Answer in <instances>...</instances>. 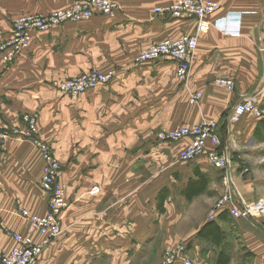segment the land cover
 <instances>
[{
  "label": "crops",
  "instance_id": "crops-1",
  "mask_svg": "<svg viewBox=\"0 0 264 264\" xmlns=\"http://www.w3.org/2000/svg\"><path fill=\"white\" fill-rule=\"evenodd\" d=\"M115 1L121 12L113 17L94 13L88 21L33 32L30 47L23 56L12 64L0 60V129L17 124L24 114L37 113L43 138L56 146L61 182L67 186L68 209L60 221L62 234L45 247L35 264H88L82 263L84 254L95 246L98 248L92 259L105 255L114 259L120 254L107 247L114 242V236H120L116 243L123 242L125 237L126 252L136 251L142 244L144 248L151 228H142L140 219L129 214L127 202L121 207L123 214L115 212V198L117 202L123 200L124 185L135 180L140 183L144 176L130 175L128 164L121 165L118 175L114 174L117 167L108 163L89 169L91 157H109L112 162L113 156H121L128 161L131 150L137 149V155L147 152L145 142L150 137L156 141L157 131L192 127L202 120H213L218 125L221 150L228 151L233 159L229 173L232 184L224 183L222 172L212 168L205 156L193 162L178 160L189 139L148 150L159 158L160 166L163 161L171 162L162 167L166 171L184 172L181 194L185 202L203 204L196 230L192 231L191 215L183 219L175 214L168 219L172 236L161 247L168 246L167 249L178 245V240L187 241L188 255L194 264H219L221 253L228 256L227 264H264L262 217L234 219L223 212L213 221L221 232L219 242L198 236L209 223L210 206L222 194L236 191L246 203H256L264 197V158L256 149L264 142L255 138V129L264 121V115L261 118L246 115L237 124L229 121L234 106L249 95L258 97L264 113V54L258 50L264 43V0L220 1L208 20L215 23L232 17L225 24L231 29L230 34L213 27L197 36V48L185 81L176 78L175 64L170 60L139 66L133 61L152 44L194 35L196 20L153 15L154 8L177 0ZM70 4L71 0H0V46L10 38L12 20L67 8ZM93 70L112 71L114 78L78 97L62 96L51 87L55 80ZM217 79L233 82V89L215 85ZM196 93L201 97L190 103ZM212 149L208 144L206 151ZM176 160L189 169L174 166ZM41 170L40 154L28 142L9 140L0 148L2 255L15 246L5 232L28 235L34 243L42 240L16 213L18 205L38 216L47 212V195L39 191ZM199 177L207 181L205 190L186 200L183 193L189 181ZM106 183L110 184L111 192ZM157 185L163 188L165 179L160 178ZM92 187H99L100 192L91 195ZM180 222L190 229L173 232ZM210 232L206 230L205 234L208 236ZM101 252L106 254L100 255Z\"/></svg>",
  "mask_w": 264,
  "mask_h": 264
},
{
  "label": "built area",
  "instance_id": "built-area-1",
  "mask_svg": "<svg viewBox=\"0 0 264 264\" xmlns=\"http://www.w3.org/2000/svg\"><path fill=\"white\" fill-rule=\"evenodd\" d=\"M220 1L213 0H177L165 6L154 8L153 15L156 17L181 19L183 17L193 18L197 22V29L194 35H184L178 39H166L152 44L143 49L135 58L134 65L139 66L161 59L170 60L175 64V76L179 81H185L190 72V60L197 48L200 34L207 33L211 28H217L221 32L228 33L231 29L226 27L228 19H221L212 23L208 18L215 13L220 6ZM121 12V6L115 0H71L70 6L58 9L45 14H31L19 17L12 22V32L9 41L1 48V60L5 64L14 62L17 58L26 53L30 47L31 35L33 32H44L62 25L64 23H78L90 20L94 13L103 16L113 17ZM232 19V17H230ZM239 21L237 20V23ZM238 30V28H237ZM239 33H234L237 36ZM260 53L264 54V43L258 47ZM114 78V72L82 73L77 77L68 80L55 81L53 88L62 96L78 97L99 86L106 85ZM214 84L233 89L234 84L229 80L217 79ZM201 97L200 93L191 96L189 102L194 103ZM259 99L255 95L244 97L238 102L230 114V124H237L246 115L261 118ZM25 129L18 131L22 140H28L37 147L41 153L43 162L40 187L47 195V212L43 216L30 213L20 207L18 215L26 221L32 231L41 238L40 243H34L28 235L8 232V236L14 241L15 246L8 254L0 255V264H35L45 247L55 242L62 230L60 221L68 209L65 199L66 186L60 181L62 171L61 165L50 147L44 143L38 134L36 117L24 116ZM217 123L213 120H202L192 127L182 126L173 129L160 130L156 133L155 139L159 143L174 144L189 139L187 146L179 153L180 162H193L205 156L212 168L223 174L225 184H232L229 176L231 155L226 150H221V139L217 131ZM9 135L0 134V143H3ZM213 149L206 151L207 145ZM100 192L99 187H92L91 195ZM227 212L234 219H264V197L256 203H246L235 191V194L226 192L215 202L209 211L207 219L213 222L220 213ZM159 264H194L188 255V242L165 249Z\"/></svg>",
  "mask_w": 264,
  "mask_h": 264
},
{
  "label": "rangeland",
  "instance_id": "rangeland-1",
  "mask_svg": "<svg viewBox=\"0 0 264 264\" xmlns=\"http://www.w3.org/2000/svg\"><path fill=\"white\" fill-rule=\"evenodd\" d=\"M48 13H50V12H48ZM40 14H45V13H40ZM18 18H16V19H18ZM16 19L12 20V22L15 21ZM82 22H84V21H82ZM67 23H70V22H67ZM78 23H81V22H78ZM64 24H66V23H64ZM59 26H61V25H59ZM10 32H12V23H11ZM10 37H11V33H10ZM31 37H32V35H31ZM30 44H31V42H30ZM2 46H0V48ZM17 59H19V58H17ZM0 60H1V51H0ZM1 62H2V60H1ZM12 63H14V62H11L9 64H12ZM88 72H90V71H88ZM95 72H99V71H95ZM83 73H86V72H83ZM101 73H104V72H101ZM70 79H72V78H70ZM64 80H68V79H64ZM55 81H62V80H55ZM55 81H53L51 83L52 88H53V83ZM25 115L36 117L37 130H38V134H39L40 139L50 147L51 151L54 153V156L59 161L58 157L56 156V146H53V143L45 140L42 136L41 129L38 126V122H37V119H38L37 113L24 114V115H22V117H20L17 124L12 125L10 128L8 127V128L0 129V134L9 135V137L6 138L3 143H0V148L3 147L4 144L6 143V141H9V140L28 142L30 145H32L39 152L40 157H41L40 151L37 149V147L35 145H33L32 142H30L28 140H22L18 136L17 132L23 131L25 129V122H24V116ZM262 115H264V113H262ZM156 133H154V136ZM78 142L79 141H76V143H78ZM145 144L147 147L146 148L147 152L144 153L143 155H140V154L137 155V149L131 150L132 151L131 155H129L127 157L128 161L125 160V157L113 156L112 159L115 161L110 162L108 160L109 157L106 159H102L103 157L98 156V157H91L92 158L91 165L89 166V169H90V168L95 167L96 165L98 166L100 164L108 163L110 165L117 167V169H115L116 171H114V174L118 175L121 172L120 171L121 165L128 164L130 167V172H129L130 175H135V176L142 175V176H144V178H141L139 180V181H141L140 183H138V181L135 180V181H131V183H129L127 186L124 185V188H123L124 193L123 194L121 193V195L124 196L122 201L117 202V197L115 198V201H116L115 207H117V208H115L116 213L123 214L121 207H125V203L127 202L129 204V207H130L129 214L130 215L135 214L136 215L135 217L138 220L140 219V224L143 225L142 228L148 227V226L151 228L148 232L149 237L147 238V240L145 242L144 248H143V244H142L140 249L138 248V250H136V251H132L130 249L128 252H126V250L123 249L125 246V244H124L125 237L123 236V239H124L123 242L116 243L118 241L117 238L119 239L120 236H114L113 237L114 242L110 245L108 244L107 247L109 249L113 250V252H118L120 254L118 257L113 259L110 256L105 255L106 254L105 252H101L100 255H105V256H103L102 259L94 260L92 258H93L94 253L97 251V248H98L97 246H95L93 248H90V250H88V252H85V254H84L85 259L82 260V263L109 264L110 262H112V264H159V261L161 259L160 255L162 253L161 251L163 249H165L166 247H168V246H165L164 248H162L163 246L161 247V243L163 244V241L168 240L169 236H172V232L169 231L170 227L168 225V221H169L168 219L171 216L173 217V215H175V214L181 215V217L184 219L186 216L191 215L192 220L194 221V226L192 227V231L196 230L198 228V224H196V223H198L197 220H200L199 215L202 212L203 204L195 202V201L187 203L182 198L181 187L183 185L182 183L185 182V181H183L185 179L183 176L184 172H182V173L174 172L173 173L170 170L166 171L162 167L165 164H169V163L171 164V162L163 161L161 166H160L159 158L156 157L154 154H152V152L148 151V150L155 149L158 147H167L170 145H163L166 143H161L162 144L161 145L160 143L156 142L154 140V138H152V137H150L145 142ZM256 149H258L259 153H261L260 156H263V158H264V143H260ZM78 152H80L79 149H78ZM41 160H42V158H41ZM173 164H174V166L181 167L182 170H185V171H186V169H189V167H187L186 164H182L177 160L174 161ZM42 168H43V162H42ZM61 171H62V169H61ZM41 174H42V170H41ZM160 178L165 179V186H163V188H161V189H159L158 185H157ZM222 180H223V177H222ZM60 181H61V178H60ZM176 182H178V183H176ZM109 185H110L109 183H106L105 187L107 188L108 192H111V188H108ZM39 187H40V181H39ZM106 188L104 190H106ZM40 189H41V187L39 188V191L42 190V189L41 190ZM66 190H67V186H66ZM127 192H129L128 195H126ZM216 201H217V199L215 200V202ZM215 202L210 206L207 214L213 208ZM20 207H22V206L18 205V207L16 209L17 216H18V209ZM130 218L133 219V216H131ZM187 229H190V227L186 228L185 222H180L174 229H172V231L173 232H180V231H186ZM7 233L8 232H5V234L8 237ZM178 241L179 242L177 244H180L181 242H184L185 240H178ZM167 245H169V244H167ZM170 245H172V244H170ZM142 248H143V250L141 251ZM1 254H3V253H0V255Z\"/></svg>",
  "mask_w": 264,
  "mask_h": 264
},
{
  "label": "trees",
  "instance_id": "trees-1",
  "mask_svg": "<svg viewBox=\"0 0 264 264\" xmlns=\"http://www.w3.org/2000/svg\"><path fill=\"white\" fill-rule=\"evenodd\" d=\"M218 126V125H217ZM255 138L258 142H264V121H260L255 129ZM207 181L203 177H199L196 181H189L186 189L184 190V197L186 200H192L205 190ZM206 230L211 231L207 236ZM218 227L213 222H209L198 232V236L201 238H207L213 242H219L221 239V232L218 231ZM229 258L226 254L221 253L219 256V264H227Z\"/></svg>",
  "mask_w": 264,
  "mask_h": 264
}]
</instances>
